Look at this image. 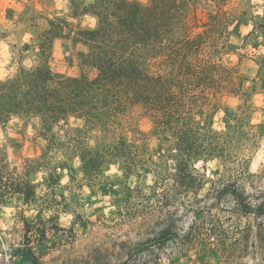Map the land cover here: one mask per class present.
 <instances>
[{"label":"trees","instance_id":"obj_1","mask_svg":"<svg viewBox=\"0 0 264 264\" xmlns=\"http://www.w3.org/2000/svg\"><path fill=\"white\" fill-rule=\"evenodd\" d=\"M240 2L70 0L67 17L27 16L25 26L36 37L14 47L19 68L0 80V127L21 121L46 141L28 169L49 180L70 161L79 160L91 178L120 165L126 175L156 178L153 203H232L216 206L225 215H215L205 229L218 243L222 264H264V175L251 174L249 160L235 153L237 137L249 126L250 87L228 59L240 25L252 23L249 38L264 34V5L256 13L251 1ZM85 16L97 20L94 28L71 21ZM59 39L83 48L77 52L79 76L51 67ZM29 58L36 61L27 66ZM232 97L242 102L235 116L225 107ZM143 119L151 123L146 133L138 128ZM154 141L168 143L158 164L150 162ZM214 161L232 165L236 177L218 184L201 173L199 163ZM8 174L1 161L0 201L7 196ZM22 178L13 191L28 186L26 195L32 194ZM192 208L187 213L196 212ZM171 215L167 210L157 242L178 240L183 251L197 237L194 232L181 240ZM27 258L39 264L33 251Z\"/></svg>","mask_w":264,"mask_h":264},{"label":"rangeland","instance_id":"obj_2","mask_svg":"<svg viewBox=\"0 0 264 264\" xmlns=\"http://www.w3.org/2000/svg\"><path fill=\"white\" fill-rule=\"evenodd\" d=\"M240 1H251L256 13L264 5V0H236ZM70 7V0H0V80L19 68L14 47L19 49L36 37L25 26L26 17L37 13L67 17ZM71 21L84 28L97 24L93 16ZM253 29L252 23L237 28L228 57L247 77L250 87L249 126L237 137L235 153L249 160L251 174L264 175V34L249 38ZM69 41H56L51 67L58 73L79 76L77 52L83 48L75 50ZM35 61L26 59L25 65ZM241 104L235 97L225 100L233 116ZM138 128L146 133L151 123L143 119ZM45 146L46 141L21 121L0 127V162L4 161L9 172L10 187L0 201V264H34L27 258L30 250L39 264H124L128 260L137 264H222L218 243L205 229L210 228L215 215H225L217 207L227 209L232 203H153L151 187L156 178L152 174L126 175L120 165H111L91 178L81 171L79 160L70 161L69 169L49 180L45 172L28 169L30 161L42 156ZM150 147V162L160 163L159 152L167 149L168 143L154 141ZM198 168L218 184L236 177L232 165L220 161L201 162ZM18 177L33 187L29 189L32 194L26 195L28 186L13 191ZM210 187L208 184L202 197ZM188 205L196 212L190 209L187 213ZM167 210L180 225L181 240L194 232L197 237L183 251L178 240L157 242Z\"/></svg>","mask_w":264,"mask_h":264}]
</instances>
